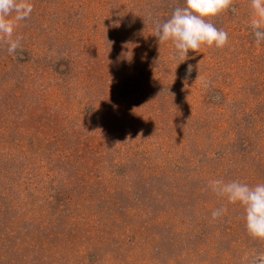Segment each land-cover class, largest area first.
I'll use <instances>...</instances> for the list:
<instances>
[{
    "label": "rangeland",
    "instance_id": "rangeland-1",
    "mask_svg": "<svg viewBox=\"0 0 264 264\" xmlns=\"http://www.w3.org/2000/svg\"><path fill=\"white\" fill-rule=\"evenodd\" d=\"M32 3L16 53L0 38V264H253L264 241L209 184L264 183L250 0L184 62L155 36L183 0Z\"/></svg>",
    "mask_w": 264,
    "mask_h": 264
},
{
    "label": "clouds",
    "instance_id": "clouds-1",
    "mask_svg": "<svg viewBox=\"0 0 264 264\" xmlns=\"http://www.w3.org/2000/svg\"><path fill=\"white\" fill-rule=\"evenodd\" d=\"M231 6L232 0H183V6L176 7L168 19L156 22L155 36L159 45L171 41L175 47L174 59L183 62L190 51L196 52L202 46L223 48L228 43V33L217 28L210 18ZM250 6V27L256 42H264V0H250ZM33 8L32 0H0V38L6 40L9 54L16 53L21 47V37L13 36L19 22L27 20ZM113 23L119 26L120 21L115 20ZM192 67L188 65L189 73ZM209 184L218 196L229 203L243 206L248 234L264 241V183L249 185L236 180L224 182L214 179ZM226 212V207H219L211 212V217L215 220ZM253 264H264V254Z\"/></svg>",
    "mask_w": 264,
    "mask_h": 264
}]
</instances>
